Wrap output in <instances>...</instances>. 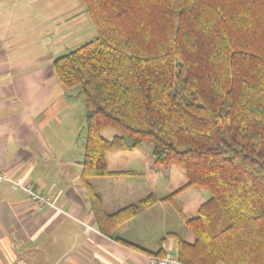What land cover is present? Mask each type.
<instances>
[{
	"label": "trees",
	"instance_id": "obj_1",
	"mask_svg": "<svg viewBox=\"0 0 264 264\" xmlns=\"http://www.w3.org/2000/svg\"><path fill=\"white\" fill-rule=\"evenodd\" d=\"M82 1L97 34L53 66L85 97L82 177L101 231L200 186L211 194L194 216L177 208L193 240L170 232L175 256L264 264V0ZM104 126L119 133L107 138ZM145 142L156 163L182 166L186 182L108 214L88 180L136 173L111 170L107 153Z\"/></svg>",
	"mask_w": 264,
	"mask_h": 264
},
{
	"label": "crops",
	"instance_id": "obj_2",
	"mask_svg": "<svg viewBox=\"0 0 264 264\" xmlns=\"http://www.w3.org/2000/svg\"><path fill=\"white\" fill-rule=\"evenodd\" d=\"M96 34L82 0H0V173L23 177L60 208L40 210L24 190L0 182V264H150L148 256L160 249L176 255L170 232L193 240L173 205L195 186L174 202L144 208L111 234L99 228L82 177L80 90L62 84L53 66ZM152 151L141 144L111 152V170L136 173L88 180L108 214L151 193L163 198L186 182L176 171L181 183L162 193L170 166L156 165Z\"/></svg>",
	"mask_w": 264,
	"mask_h": 264
},
{
	"label": "rangeland",
	"instance_id": "obj_3",
	"mask_svg": "<svg viewBox=\"0 0 264 264\" xmlns=\"http://www.w3.org/2000/svg\"><path fill=\"white\" fill-rule=\"evenodd\" d=\"M74 88H77L78 90H80L79 86H75ZM80 95L81 96H79L78 103L77 104H79V106H81V105L83 106L82 107V111H83V122H82V124H81V122H79V125L81 126L80 130L82 131V135L81 136L84 138L85 133H86V102H85V97L81 93H80ZM114 133H117L118 134L119 133V130H117L115 128H112V127H109V126H104L102 128V134L105 137H107V138L111 137ZM143 144H145V146H147L148 144L151 145L149 142H145ZM108 155H109V153H107V156ZM155 164L156 165H162L164 167L170 166V168L168 170L169 172H171L170 175L167 172H166V174H167L166 176L163 175L164 176V185H163L162 189L160 190L162 193H164L166 191L165 189H163L164 187H166V189H167V187L172 188V187H175V186L178 185L179 180L182 179V178H180L179 176H176V171H180V174H182V172H185L182 166H180V165H178L176 163L164 165V164H158V163L155 162ZM185 176H186V174H185ZM181 181L182 180H180V183H181ZM195 188L196 189L193 188L192 190L189 189L188 191H186L185 194L182 195L181 198H180V200L178 201L179 205L181 207L185 208V213L189 217L190 216H194L196 214V210L195 209H197L199 207V205L204 200H206L207 197H209L208 195L211 194L210 191H209V189H207V188L200 187V186H195ZM187 189H185V190H187ZM186 203H187V206H186ZM179 205L176 204V205H173V206H175L176 209H177L178 207L180 208ZM180 210L183 212V210L181 208H180ZM181 219H182V217H181ZM186 235L187 236H191V234L188 232V230H187V234ZM186 235H184V236L187 237ZM167 254H169V253H167Z\"/></svg>",
	"mask_w": 264,
	"mask_h": 264
},
{
	"label": "built area",
	"instance_id": "obj_4",
	"mask_svg": "<svg viewBox=\"0 0 264 264\" xmlns=\"http://www.w3.org/2000/svg\"><path fill=\"white\" fill-rule=\"evenodd\" d=\"M0 182H6L14 189H22L28 195V198L40 210L45 208L60 209L53 200L46 194L40 192L35 186L24 181L23 177H12L7 173H0ZM150 264H183L176 256L150 254L148 256Z\"/></svg>",
	"mask_w": 264,
	"mask_h": 264
}]
</instances>
